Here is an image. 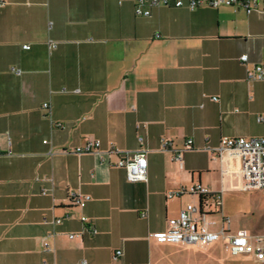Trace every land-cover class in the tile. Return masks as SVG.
I'll use <instances>...</instances> for the list:
<instances>
[{
  "label": "crops",
  "instance_id": "1",
  "mask_svg": "<svg viewBox=\"0 0 264 264\" xmlns=\"http://www.w3.org/2000/svg\"><path fill=\"white\" fill-rule=\"evenodd\" d=\"M134 4L0 0V264H264L225 239L148 236L196 202L169 191L236 190L221 137H264V81L246 75L264 64V13ZM87 139L100 153L74 152ZM138 150L147 178L128 182L115 163Z\"/></svg>",
  "mask_w": 264,
  "mask_h": 264
},
{
  "label": "built area",
  "instance_id": "2",
  "mask_svg": "<svg viewBox=\"0 0 264 264\" xmlns=\"http://www.w3.org/2000/svg\"><path fill=\"white\" fill-rule=\"evenodd\" d=\"M170 6L176 8L187 5L190 10L206 6L216 8L222 5L232 6L235 9H244L250 13L252 10H260L264 13V0H135L134 14L149 16L150 9L155 6ZM55 43L49 42L48 50L55 47ZM23 48H28L24 45ZM242 62H247L246 54L240 56ZM14 69V68H13ZM15 73H20L15 70ZM248 80L264 81V64H255L247 71ZM215 99V97H213ZM46 103L43 108H47ZM258 122H263L264 117L258 116ZM191 142H187V147ZM168 142L163 141L162 147L166 149ZM100 141L98 139H87L82 147L74 150L76 153H100ZM113 153L117 151L111 150ZM214 156L220 160L222 165H227L228 172L233 174L234 184L231 189L250 191L264 188V137L245 138L244 136L231 137L224 136L219 139L218 146L213 151ZM145 152L138 150L135 152L124 151L115 166L125 171L128 182L145 181L147 178ZM172 163L181 166L182 154L179 150H173ZM223 172V171H222ZM224 186L219 192H213L207 187L199 184L191 186L189 189L180 188L166 193V198L172 199L180 195L195 196L196 202L188 203L184 208H180L176 217L168 219L166 229L152 232L149 237L158 243H184V244H207L216 242L219 239H225L228 244V250L231 255L252 254L258 260H264V236L253 237L245 230L238 229L235 233L229 232L231 224L230 218L223 215L220 211V195L224 191ZM42 194H45L42 191ZM71 202L77 206H84L90 199L88 195L70 194ZM219 214L218 223L212 224L209 218ZM86 218L82 217V221ZM60 219H55L54 223H59ZM49 244L44 242L43 248L48 249ZM117 255L120 251L116 252Z\"/></svg>",
  "mask_w": 264,
  "mask_h": 264
},
{
  "label": "rangeland",
  "instance_id": "3",
  "mask_svg": "<svg viewBox=\"0 0 264 264\" xmlns=\"http://www.w3.org/2000/svg\"><path fill=\"white\" fill-rule=\"evenodd\" d=\"M190 198L191 202L195 199ZM221 206L230 218L233 230L244 229L249 235L257 238L264 236V188L259 190H235L221 196ZM219 214L211 216L212 224L218 223Z\"/></svg>",
  "mask_w": 264,
  "mask_h": 264
}]
</instances>
